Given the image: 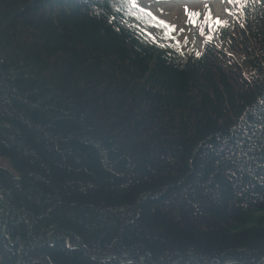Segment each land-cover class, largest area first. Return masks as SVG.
<instances>
[{
    "label": "trees",
    "instance_id": "1",
    "mask_svg": "<svg viewBox=\"0 0 264 264\" xmlns=\"http://www.w3.org/2000/svg\"><path fill=\"white\" fill-rule=\"evenodd\" d=\"M141 8L0 0V264H264V5Z\"/></svg>",
    "mask_w": 264,
    "mask_h": 264
},
{
    "label": "rangeland",
    "instance_id": "2",
    "mask_svg": "<svg viewBox=\"0 0 264 264\" xmlns=\"http://www.w3.org/2000/svg\"><path fill=\"white\" fill-rule=\"evenodd\" d=\"M145 6L159 15L168 24L175 25L176 31L172 33L176 39L184 44L194 42L195 46L202 47L203 21L206 12L212 8L213 14L224 19L233 18L229 14L231 3L228 0H140ZM188 12H199L201 15L196 25H193L185 9ZM183 29V31H180ZM153 31L165 37V28L154 27ZM166 38V37H165ZM168 39V38H166ZM173 41V39H170Z\"/></svg>",
    "mask_w": 264,
    "mask_h": 264
},
{
    "label": "snow or ice",
    "instance_id": "3",
    "mask_svg": "<svg viewBox=\"0 0 264 264\" xmlns=\"http://www.w3.org/2000/svg\"><path fill=\"white\" fill-rule=\"evenodd\" d=\"M229 3H232L234 5L239 4L241 5V8H246L249 5L252 4H262L264 5V0H228ZM116 3L121 4L125 7H127L129 9V11L131 12L132 9H135L138 7V0H116ZM120 9L118 8L117 11H119ZM141 13H143L144 15H147L153 19H157L155 17H152V14L150 12H147L145 9H140ZM186 13L189 16V20L193 25H196L198 22V19L200 17V13L199 12H188L187 8L185 9ZM135 14V13H132ZM229 14L234 15L235 12L229 10ZM121 23L127 24V22L123 19H121ZM207 26L210 30H216L219 31L220 29H226L227 27H229L228 23L226 21H221L219 18H215L213 19L212 14H211V10L209 9L208 13H207ZM157 26L159 27H163L165 28L167 31L165 32V37L168 39H173L176 40V37H174L172 35V33H174L176 31V27L175 25H171L168 24L166 21H162V20H158V24ZM180 31H183V29H181ZM212 36H208V42L210 43L212 40ZM179 45V41H176V46ZM196 55L199 56L200 53L197 51Z\"/></svg>",
    "mask_w": 264,
    "mask_h": 264
}]
</instances>
